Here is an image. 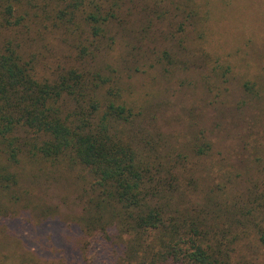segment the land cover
Returning <instances> with one entry per match:
<instances>
[{"label":"rangeland","instance_id":"1","mask_svg":"<svg viewBox=\"0 0 264 264\" xmlns=\"http://www.w3.org/2000/svg\"><path fill=\"white\" fill-rule=\"evenodd\" d=\"M88 15L108 19L99 34ZM7 43L36 81L85 72L98 117L123 107L112 132L154 178L171 176L170 206L209 204V224L237 236L216 264H264V0H0V52ZM91 183L68 157L50 164L25 147L12 163L0 139V264H141L157 252L152 233L98 211Z\"/></svg>","mask_w":264,"mask_h":264},{"label":"trees","instance_id":"2","mask_svg":"<svg viewBox=\"0 0 264 264\" xmlns=\"http://www.w3.org/2000/svg\"><path fill=\"white\" fill-rule=\"evenodd\" d=\"M11 15L12 7L7 5V17ZM96 17H86L94 23L89 29L95 35L108 23L107 18ZM87 81V74L75 69L50 82L36 81L30 61L23 60L17 47L7 43V49L0 52V139L7 140L8 160L15 163L26 147L50 164L68 157L83 167L92 178L90 187L98 191L99 200L94 203L98 211L110 212L122 229L139 237L153 234L158 250L152 253L153 246L141 264H160L167 255L180 256L187 264L230 259L237 236L227 239L228 231L218 234L217 222L209 224L207 215L214 213L209 204H191L179 211L170 206L169 192H178L176 187L164 188L165 178L171 176L154 178L158 173L151 172L112 132L111 122L122 119L123 107L109 102L98 117L99 85ZM218 211L216 219L227 212ZM233 222L244 226L242 220L227 219L229 226ZM257 235L264 248V230L258 228ZM180 245L187 249L180 250ZM134 246V250L140 248Z\"/></svg>","mask_w":264,"mask_h":264}]
</instances>
